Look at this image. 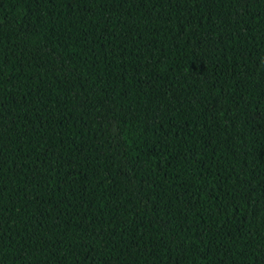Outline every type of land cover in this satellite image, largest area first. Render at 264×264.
Instances as JSON below:
<instances>
[{
    "label": "trees",
    "instance_id": "16d2710c",
    "mask_svg": "<svg viewBox=\"0 0 264 264\" xmlns=\"http://www.w3.org/2000/svg\"><path fill=\"white\" fill-rule=\"evenodd\" d=\"M0 264H264V0H0Z\"/></svg>",
    "mask_w": 264,
    "mask_h": 264
}]
</instances>
